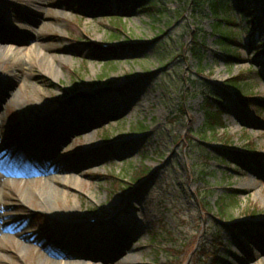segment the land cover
Masks as SVG:
<instances>
[{
    "label": "rangeland",
    "instance_id": "1",
    "mask_svg": "<svg viewBox=\"0 0 264 264\" xmlns=\"http://www.w3.org/2000/svg\"><path fill=\"white\" fill-rule=\"evenodd\" d=\"M121 1L0 0L12 46L0 62V176L32 160L45 168L22 183L0 179V264H64L61 251L87 252L90 264H264L262 2L251 5L255 35L237 20L228 53L207 7ZM195 33L201 66L188 53ZM234 79L263 104L244 108ZM209 90L223 125L202 139ZM45 117L48 127L28 129ZM226 195L235 202L221 217ZM238 224L250 230L236 234Z\"/></svg>",
    "mask_w": 264,
    "mask_h": 264
},
{
    "label": "trees",
    "instance_id": "2",
    "mask_svg": "<svg viewBox=\"0 0 264 264\" xmlns=\"http://www.w3.org/2000/svg\"><path fill=\"white\" fill-rule=\"evenodd\" d=\"M127 0H122L121 2H126ZM168 1V0H166ZM190 3L193 4L194 7H196L195 12L200 13L201 7H207L209 10V14L212 18V22L209 24V27L213 33H215L218 37V39L215 41L219 46L222 48H227L228 50H232L233 46H238L239 42L236 39V35L233 32L235 29L234 27L238 26V21H244L246 22L248 28H244L243 32L246 33V36H250V38H253L255 35V31L257 29V26L255 24L257 23L255 17H254V10L251 7V5L257 1V0H189ZM262 2V10H264V0H259ZM115 2V0H112V5ZM134 3H140L144 4L145 0H134ZM153 5H160L161 3L159 0H153ZM254 27V29H253ZM253 29V30H252ZM252 30V31H251ZM252 32V33H250ZM204 37L198 38L197 34H192L190 47L188 48V53L197 61L198 66L202 65L203 62V56L201 51L204 48L205 41ZM229 45H233L230 46ZM230 50L228 53H230ZM103 51V50H101ZM226 61L228 64L232 62H238V58L235 56H227ZM228 86L234 91L236 97L238 98L240 104L244 107L249 106H256V105H262L259 100L255 98H250L244 96L240 89V83H236V80H232L228 83ZM218 92L215 90H209L207 92V95L204 96L203 104H202V112L204 116V123H203V130H201L199 133V137L202 139H206V131H209V133H214L218 128H222V113L224 110V107L222 106L221 102L218 101ZM85 100L91 101L94 99L92 96H84ZM142 128V126H140ZM199 175H204L205 170L204 166L199 165L197 168ZM140 178L136 177L134 179L135 182L139 181ZM233 201L235 202L234 196L226 195L225 198L219 200L217 202L218 205V216L221 217L225 216V210L227 208V201ZM249 230V227L245 224L237 225L234 227V232L236 234L242 233L243 231Z\"/></svg>",
    "mask_w": 264,
    "mask_h": 264
},
{
    "label": "bare ground",
    "instance_id": "3",
    "mask_svg": "<svg viewBox=\"0 0 264 264\" xmlns=\"http://www.w3.org/2000/svg\"><path fill=\"white\" fill-rule=\"evenodd\" d=\"M27 33L31 34L30 31L26 30ZM34 37L36 39L37 37V33L34 34ZM10 39L6 36H2L0 35V62L2 60H4V58L8 55L9 51H10V48L12 47L9 43ZM44 48V47H43ZM47 49V47H45ZM34 52L32 51H27L25 53H22V54H15L14 55V58L13 59H16L17 57H21V56H24V57H31V55L33 54ZM24 113L30 115V112L29 111H24ZM61 116H62V119L64 118L66 121L68 122H72L74 120V118L76 117V113H75V109H74V106L73 105H67L66 107L62 108L61 110ZM33 119V124L31 122V125L32 126H29L28 129L31 130L33 129L35 126H38L40 127L41 130H43V128H46L49 126V124L52 123L53 119L51 120H47V118L45 117V120L42 122V123H37V120ZM39 120V119H38ZM31 168H25V169H21V170H10L8 171L10 174H13V175H21L20 177H23V178H27L28 176H25V173L26 172H30ZM56 170V169H55ZM47 171V170H46ZM8 172H6L7 174L5 175H10ZM38 172L40 173H43L45 172V168H40L38 170ZM59 171H57L56 173H58ZM24 174V175H23ZM50 174V173H48ZM51 178L53 179L54 182H56V174H50ZM29 179V178H28ZM134 206H128L127 209L125 210V214L127 216H129V214H127ZM126 215H124L123 213L121 214L120 213V218L121 217H125ZM115 220V218H114ZM115 224V222H114ZM121 229H126V226H124L122 224V227ZM1 228H0V232H1ZM62 257H66L65 259V262L64 264H90V261H92V257L90 256L89 253L87 252H84V251H71V252H63L62 253ZM61 261V260H60ZM62 262V261H61ZM93 263V262H91Z\"/></svg>",
    "mask_w": 264,
    "mask_h": 264
}]
</instances>
